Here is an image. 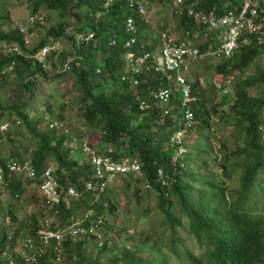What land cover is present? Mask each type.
I'll return each mask as SVG.
<instances>
[{"label": "trees", "instance_id": "1", "mask_svg": "<svg viewBox=\"0 0 264 264\" xmlns=\"http://www.w3.org/2000/svg\"><path fill=\"white\" fill-rule=\"evenodd\" d=\"M195 1L196 10L213 16H220L238 4V0ZM147 2L170 6V0ZM27 3L29 14L39 13L42 8L56 13L57 18L37 43L25 46L23 33L10 22L3 28L0 16V41L15 42L20 48L19 54L0 55V78L9 76L1 71L13 62L11 73L16 79L10 103L0 102V124L8 123L0 129V146L2 150L8 146L6 151H0V193L8 198L0 200V264H28L17 251L23 238H30L34 248L40 250L37 264H52L57 249L61 250L60 264H264V184L260 188L262 211L249 204L251 186L259 179L264 183V42L260 33L249 34L247 45L212 67L213 81L233 76L231 99L230 94H222L218 103L208 100L197 76L190 75L194 66V61L191 62L187 73L195 97L191 104V127L183 138L184 150L173 159L175 146L169 137L176 125L170 127L172 117L161 115V106L151 97L157 88L171 85V77L142 70L136 76L137 85L132 86L120 79L125 69L123 55L157 53L161 31L177 34L178 38L188 37L203 52L214 46L216 30H210L202 39L203 25L184 12L180 15L171 12L170 24L163 23L154 33L122 0L107 6L104 0H27ZM127 18L134 24L136 43L125 50L122 44L129 36L124 28ZM88 34L91 36L86 38ZM193 34L197 35L195 39ZM53 43L58 50L46 56L43 68L32 56L41 46ZM197 59L203 62L205 57ZM250 66L252 70L244 75ZM64 74L71 80L70 101L77 103L75 121L79 124L74 122L72 130L64 118L67 103L53 107L45 100L42 107L47 118H43L39 112L30 111L27 102L33 98L37 82L47 83ZM209 86L215 92L213 84ZM251 88L253 94L248 92ZM179 100V92L172 90L170 103L175 106ZM141 103L144 107L139 109ZM212 115H216L214 132L229 131L217 140L220 173L209 170V161H216L209 152L211 147L205 144L197 149L187 147L188 136L195 131H202L207 140ZM51 122H62L68 133L85 139L97 153L106 154V148H110L107 154L114 160L136 158L140 164L138 174H117L106 180L101 190H86L85 182L96 181L89 157H73L69 135L48 128ZM21 136L32 143L22 141L16 145V137ZM228 139L232 147H228ZM194 158L196 172L186 169ZM9 159L19 164L26 162L34 177L27 179L21 173L8 171ZM51 162L58 183L57 201L47 207L37 185L44 167ZM158 170L162 178L158 177ZM236 173V193L227 202L224 196L227 188L219 178H230ZM136 184L153 194L161 225L143 237V232L135 231L124 215L127 204L118 201V196L127 191L138 198ZM68 186L75 191L73 198L66 196ZM28 188L33 191L31 194H27ZM38 200L40 213L31 209L24 219H17L15 207L19 201L35 204ZM44 217L51 218L56 229L68 227L77 219L83 225L100 220V244L91 234L74 240L66 237L58 245L53 240L42 244L35 230ZM179 228L187 230L186 237H191L192 243H183L185 239L177 235ZM161 237L166 244H162ZM193 245L199 251L195 252Z\"/></svg>", "mask_w": 264, "mask_h": 264}, {"label": "built area", "instance_id": "2", "mask_svg": "<svg viewBox=\"0 0 264 264\" xmlns=\"http://www.w3.org/2000/svg\"><path fill=\"white\" fill-rule=\"evenodd\" d=\"M120 0H104V6ZM126 6L134 10L143 18L144 22H148L146 14V4L148 0H122ZM195 0H170V11L173 14L180 15L183 12L192 18L198 24L204 26L202 39L207 37L210 30H216L213 36L214 46L200 52L195 41L188 38H178L167 34L165 31L159 32V49L157 53L151 54L148 51H143L139 55H130L125 53L123 59L125 60V69L121 74L120 79L126 81L132 86L137 85L136 76L142 71L153 70L156 73L169 74L171 77L170 83L164 87L157 88L151 93L152 99L161 106V115L171 116L172 122L170 127L176 125V129L171 132L169 142L175 146V155L183 151V138L187 129L191 127L192 111L191 104L195 101V97L191 94L190 83L187 79V73L190 69L192 61L197 60L198 57H209L215 60H224L231 57L241 46L247 45L250 41L249 34L259 32L260 38L264 42V0H238V4L233 8L227 10L220 16H213L206 14L200 10L195 9ZM41 15L38 13L28 14L26 23L32 24L35 21L41 20ZM125 31L129 36L124 40L122 47L128 50L136 43V38L133 35L135 27L131 19L127 18L124 22ZM20 33H23V44L28 45L29 39L25 28L21 25L17 26ZM91 35L88 34L86 38ZM197 37L193 34V38ZM142 47V45H140ZM58 45L45 44L41 46L34 54L33 59L45 68L46 56L51 52L57 51ZM19 45L15 42L0 41V55L19 54ZM67 67L66 63L63 64ZM13 62L1 71L11 72ZM230 78L226 77L222 82L217 83V88L226 93L229 88ZM172 90L179 92L180 100L177 105L170 103ZM144 106L142 103L139 109ZM47 118V116H44ZM18 121H16L17 123ZM179 124V127L177 128ZM7 124H2L0 127L4 129ZM48 128H55L58 132L66 133L70 137V147L72 151L79 149L81 153L89 157L93 168V174L96 178L95 182H85L86 190L99 189L104 187L106 180L113 178L117 174H138L140 164L136 158H126L121 160L112 159L109 154L110 148H106V154L97 153L92 149L85 139L77 138L68 133L66 126L62 122L48 123ZM82 129V127H80ZM6 168L8 171L21 173L27 179L34 177V171L28 166L26 162L19 164L13 159H9ZM159 178H162V172L157 171ZM40 182L37 185V190L43 198L44 204L51 207L57 201V187L58 183L54 175V165L48 164L44 167ZM1 170H0V184H1ZM164 183L163 179L161 180ZM66 196L73 198L75 191L68 186L66 189ZM100 220L90 222L87 225L81 224L80 220H73L68 227L56 229L55 224L51 219L44 217L40 220L36 230L35 236L42 244H47L53 240L56 245L66 237L70 239H79L88 234L94 235L100 244L101 234L98 231ZM17 251L21 258L28 264H37L36 256L40 250L33 246L30 238H23L20 240ZM61 250L57 249L55 261L59 260ZM12 263V261H9Z\"/></svg>", "mask_w": 264, "mask_h": 264}, {"label": "rangeland", "instance_id": "3", "mask_svg": "<svg viewBox=\"0 0 264 264\" xmlns=\"http://www.w3.org/2000/svg\"><path fill=\"white\" fill-rule=\"evenodd\" d=\"M39 15L42 16L41 20L34 23V24H27L26 23V17L29 14V6L27 3V0H0V16L2 17L1 20H3V28H6L7 23H11V25H21L27 30V34L29 35V45L37 43V41L44 35L45 29L49 27L50 25H53L55 23V20L57 18L56 13L44 11L42 8L38 11ZM146 14L148 17V26L149 29L154 31V33H157L159 31L158 27L162 25L163 23L169 24L173 19L170 11V6H164L157 2H147L146 4ZM68 27L66 28V30ZM177 35V34H176ZM200 59L195 60L194 66L191 68L190 75L197 76L199 80V85L202 86L205 89V96L208 98V100L213 101V103H218L220 99V95L224 94L217 88V83H220V81H213V65L219 61L215 60L209 57H205L204 61H199ZM199 61V62H198ZM196 69V70H195ZM252 70V67L250 66L247 68L246 71L243 72L244 75L248 74ZM9 76L6 78H0V102L3 104L10 103L9 96H12L14 91H16V79L13 77V74L11 72H8ZM230 78L229 88L225 94H230L229 99L232 98V87H231V79L233 76H225ZM2 79V80H1ZM223 79V80H224ZM60 80V81H59ZM222 80V81H223ZM221 81V82H222ZM70 78L69 76L60 75L57 77V79L51 80L47 83L44 82H37L35 85L34 95L32 99H27L28 109H31L30 111H36L39 112L42 116H46L47 113L43 110L42 103L47 100L48 103L52 104L53 107H56L58 103H67V106L64 111V118L65 122L68 126H70V129L72 130L73 123L79 124V122L75 121L78 118V112H77V103H71L70 97H71V85H70ZM212 83L213 87L215 89V92H211L209 84ZM70 85V87H69ZM248 92L250 94H253L254 90L248 89ZM64 93V94H63ZM66 93V94H65ZM224 107L226 105H223ZM222 106V107H223ZM223 107V108H224ZM220 108V107H219ZM56 111V109H55ZM43 116V118H44ZM216 115H212V121L210 124L209 129V137L207 140L204 139L202 136V131L199 133L197 131L194 132L192 136H188L187 141V147H192V149L202 148V146L205 144L207 148L211 147L209 149V152L211 155L216 157V161L210 162L209 170L214 171L216 173H220V170L218 169V162L220 160V152L218 151V138L221 136H227V131H217L214 132L213 128L215 124ZM17 121V120H16ZM14 122L15 125H19L18 122ZM2 124H0L1 126ZM8 125V123H7ZM8 127V126H7ZM1 129V127H0ZM9 129V128H8ZM82 130V129H80ZM229 132V131H228ZM25 138V139H23ZM29 142L32 143L29 138L26 136L16 137L15 144H19L21 142ZM96 141L94 142V147H97ZM4 144V143H3ZM209 144V145H208ZM228 147H232V143L228 139L227 141ZM0 146V151H6L8 149V146L2 150ZM206 148V149H207ZM80 150L77 149L75 151H72L71 155L73 157L80 158L83 153H79ZM182 152V150H181ZM207 157V155H206ZM208 158V157H207ZM196 158L193 159L194 162H189L186 165V169H189L196 172ZM53 164L52 162L50 163ZM198 171V170H197ZM219 179L222 180V186L226 187L225 190V198L226 201L229 202L232 198L235 196V190L237 188V173L232 175L230 178L224 177L223 179L220 177ZM257 184L251 186L250 190V199L249 204L256 206V211H262V205H263V199L260 195V188L263 186V182L261 179L257 180ZM138 187V198L133 197L130 194V191H127L126 194L121 193V195L118 196V201L122 204H127L128 210L124 214L126 218L130 220L131 227L135 228V231L137 232H143L142 237L146 235L147 233H152V231L156 230L161 226L159 223L158 214L155 210L154 206V197L153 194L149 191H145L141 185H137ZM134 189V187H133ZM33 192L30 188H28L27 194H31ZM37 193V191H35ZM8 199L6 196L0 193V200H6ZM138 201V203H136ZM40 205V201L38 200L35 204L32 203H25V201H19L18 204L15 207V214L17 216V219H24L26 216H28L30 210H36L38 213H40V210L38 211V206ZM45 214L46 211L43 208H40ZM51 219V218H50ZM123 221V220H122ZM121 221V222H122ZM185 224H183V227ZM187 230L179 228L177 230V235L179 237L182 236L184 238V244L189 245L192 243L191 237H186ZM138 238H136L137 241ZM162 244H166V240L164 237H161ZM163 247V246H162ZM194 251H199V247L196 245H193ZM144 256H148L147 253L144 254ZM52 264H60V262L52 260ZM58 262V263H57Z\"/></svg>", "mask_w": 264, "mask_h": 264}, {"label": "crops", "instance_id": "4", "mask_svg": "<svg viewBox=\"0 0 264 264\" xmlns=\"http://www.w3.org/2000/svg\"><path fill=\"white\" fill-rule=\"evenodd\" d=\"M147 13V12H146ZM148 23V22H147ZM170 24V23H169ZM29 36V35H28ZM176 36V35H175ZM29 38V37H28Z\"/></svg>", "mask_w": 264, "mask_h": 264}]
</instances>
